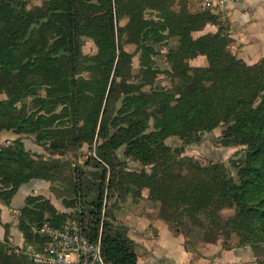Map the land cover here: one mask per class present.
<instances>
[{"label": "trees", "instance_id": "obj_1", "mask_svg": "<svg viewBox=\"0 0 264 264\" xmlns=\"http://www.w3.org/2000/svg\"><path fill=\"white\" fill-rule=\"evenodd\" d=\"M33 1L0 0V134L16 135L0 146V202L10 206L34 180L53 189L66 183L68 196L64 211L43 196L28 198L18 222L24 247L12 246L6 225L0 264H33L28 250L47 241L34 228L68 219L79 221L91 241L102 232L107 262L138 264L136 244L115 211H103L105 198L126 202L144 190L159 219L182 218L194 228L189 235L204 241L223 237L226 244L236 235L238 246L264 264V58L248 64L233 56L214 11L208 18L219 31L195 38L202 15L176 12L171 0ZM171 36L181 41L167 53L172 86L159 87L154 58ZM82 37L93 40L95 54H84ZM129 43L140 52L144 81L133 80ZM199 56L206 66L189 65ZM221 126L219 142L240 147L232 169L183 156L185 146ZM171 137L185 146L172 148ZM31 139L42 153L27 148ZM86 145L95 153L85 162L91 170L73 168L72 156ZM121 149L141 170L121 168ZM227 207L234 215L225 219Z\"/></svg>", "mask_w": 264, "mask_h": 264}, {"label": "crops", "instance_id": "obj_2", "mask_svg": "<svg viewBox=\"0 0 264 264\" xmlns=\"http://www.w3.org/2000/svg\"><path fill=\"white\" fill-rule=\"evenodd\" d=\"M171 2V8L176 12L202 15V27L193 33L195 38L219 31L220 25L213 23L208 18V14L212 11H200L186 0H171ZM226 15L228 22L225 29L229 37V52L248 64L260 62L264 58V0H242L236 4H231ZM169 40L179 43V48L181 47V41L178 37L171 36ZM204 57L199 56L191 59L190 62L196 63V66H205L202 65L203 62L207 64V59ZM15 138L16 135L13 132L3 131L0 134V146ZM29 143L35 149L28 147ZM26 145L33 152H43L42 148L36 145L32 139L26 140ZM54 191L55 189L50 182L34 180L24 184L19 189L10 206L0 202V240H4L6 236L5 226L8 225L12 246L24 247V237L19 230L18 222L23 216L28 198L43 196L50 199L59 210H66L64 204V210L59 208ZM61 200L63 201V198ZM147 201L145 196L137 200L129 195L126 202H123L122 210L115 213L117 220L124 222L129 228L132 233L129 235L130 238L140 247L136 250L138 264H205L206 259L197 253L198 249H187L184 237L174 234L168 226L169 224L165 220L159 219L156 208L148 206ZM236 250L235 247L228 251V259H231V263H249L250 260L248 261V258L243 255L245 253L241 254ZM214 258L216 264H223L222 254ZM246 258L247 260H245Z\"/></svg>", "mask_w": 264, "mask_h": 264}, {"label": "rangeland", "instance_id": "obj_3", "mask_svg": "<svg viewBox=\"0 0 264 264\" xmlns=\"http://www.w3.org/2000/svg\"><path fill=\"white\" fill-rule=\"evenodd\" d=\"M44 1L45 0H34L33 2L34 4H42ZM126 22L127 20H123L121 23L122 25H124ZM221 26L225 28L224 25L221 24ZM81 40H82V49H83L84 54L93 55L97 52L96 45L92 39L87 38V37H82ZM124 47L127 52L133 55L132 67H131L133 80L137 82L144 81L146 78V75L141 65L140 52L136 51V45L129 43V44H125ZM176 48H179V43L177 42L174 43L170 41L169 39L158 45L157 47L158 55L154 58L155 60L154 68L159 70L158 74L155 77L156 86H159V87H171L172 86V78L169 74L170 65L168 63L167 53L169 49H176ZM189 65L196 67V63H191L190 61H189ZM202 65L206 66L207 64L203 62ZM150 88L151 86L148 85L145 87L144 90H150ZM31 102L36 103L37 101L32 99ZM224 128L225 127L223 126L216 128L211 133L204 135L202 139L198 143H195V144H190V145L185 146L184 142L180 140L178 137H171L166 141V143L174 149L185 146L186 151L183 154V156H189L191 158H194L196 161L200 162L204 166L210 165L211 163L223 162L230 170V168L232 169L231 160L232 158H235V155L237 154V151L240 150V147H237V148L225 147L219 142ZM28 147L35 149V147L31 143H29ZM82 153L83 155H81L78 158H75L72 156L71 159L74 164L73 168L82 166L83 170L90 171L91 167H87L85 162L87 161V158L90 154H93L94 156L95 153L94 152L89 153V147L87 145L84 148H82ZM118 154L120 158L119 163L121 164V168H125L127 170H132V171L141 170L142 166L139 163L134 162L132 159H130V157H127L125 155L124 149H121L118 152ZM232 171H233V174L235 175V171L234 170ZM65 186H67L66 183L59 184L57 185L54 191L56 202L59 205V208L63 210L65 208L63 206V201L61 200V198L62 196H68V191L65 190ZM131 196L137 200H139L140 198H144V196L147 198L148 191L144 190L142 193V196L140 197H135L134 194H131ZM147 202L149 203L148 206L156 208V211L158 213V204L156 202H152L149 200ZM123 206H124L123 202L120 200L118 203L115 198H110L108 200L107 198H105V203H104L105 210H113L115 211V213H117L122 210ZM222 215L225 219H228L234 215V210L227 207L226 209H224ZM180 220H181L180 223L174 222L173 224H169V223L167 224H169L168 226L170 227V229L173 231L174 234L182 235L185 241L188 240L189 245L191 246L192 249H198L197 253L201 256H204L203 258L206 259L205 264H216L214 257L219 256L221 254L224 258V259L221 258L224 260L223 264H233L231 263V259L230 258L228 259V255H227L228 251L232 250L233 246H236L237 248L236 252L241 253V254L245 253L243 255H245V257L248 258V261L249 260L251 261L245 264H258L257 258L253 257L254 254L252 251H249L248 249H241V247L238 246L239 239L236 235L233 236L230 240H228L226 244H225V240L223 239V237L220 239H216V240L204 241V239L195 238L189 235L193 231L192 229L194 228L189 227L191 229H188L187 225L184 222V219L181 218ZM117 221L119 225L122 228H124L123 231L126 232L128 236L132 234L124 222L119 221V220ZM184 233L185 234L187 233V234L185 235ZM135 248L137 250L140 247L135 245ZM261 257L262 259H264V255ZM247 258L245 260H247Z\"/></svg>", "mask_w": 264, "mask_h": 264}, {"label": "built area", "instance_id": "obj_4", "mask_svg": "<svg viewBox=\"0 0 264 264\" xmlns=\"http://www.w3.org/2000/svg\"><path fill=\"white\" fill-rule=\"evenodd\" d=\"M186 1L200 11H214L219 22L225 26L228 22V7L242 0ZM34 232L47 240L42 250H28L34 264H112L105 260L102 252V232L98 240L91 241L83 232L80 222L75 219H68L61 227L45 224L34 228Z\"/></svg>", "mask_w": 264, "mask_h": 264}]
</instances>
